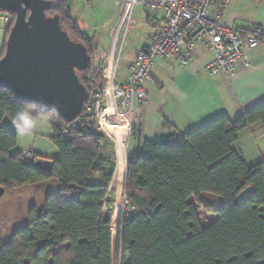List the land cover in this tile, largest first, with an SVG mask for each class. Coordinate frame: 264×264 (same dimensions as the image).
Instances as JSON below:
<instances>
[{
  "label": "trees",
  "instance_id": "16d2710c",
  "mask_svg": "<svg viewBox=\"0 0 264 264\" xmlns=\"http://www.w3.org/2000/svg\"><path fill=\"white\" fill-rule=\"evenodd\" d=\"M54 1L47 15H59L63 28L89 51L90 64L79 73L87 103L106 83L104 60L96 65L98 46L73 18L68 0ZM10 16L0 59L15 19ZM0 89L12 93L0 92V186L12 191L50 179L60 183L41 213L30 208L29 223L9 242H1L0 229V264H113L117 235L118 264H264V161L249 165L232 147L243 129L256 123L264 128V103L235 119L224 114L193 131L174 130L159 141L142 139L134 125L137 146L127 163L124 154L118 162L105 153L108 137L95 132L91 116L82 113L73 122L60 117L50 138L60 156L47 159L52 168L43 170L15 150V129L4 125L6 114L24 101L12 88ZM113 183L133 206L127 216L120 214L119 234L104 213ZM207 195L220 197V207L209 205ZM202 208L214 216L208 224Z\"/></svg>",
  "mask_w": 264,
  "mask_h": 264
},
{
  "label": "crops",
  "instance_id": "0c3cea01",
  "mask_svg": "<svg viewBox=\"0 0 264 264\" xmlns=\"http://www.w3.org/2000/svg\"><path fill=\"white\" fill-rule=\"evenodd\" d=\"M68 2L73 18L98 46L96 65L104 60L103 71L106 80L115 74L119 81H125L129 65L137 52L149 43L156 27L165 24L163 12L149 13L136 0ZM223 16L225 23L235 29L264 24V0H234ZM7 18L8 14L0 13V54L9 25ZM3 26L6 29L2 28ZM248 56L252 66L240 69L233 76L208 68L214 59V52L204 45L195 49L185 66L180 65L176 59L157 61L153 80L147 84L149 101L134 108V122L142 139L159 141L165 134L174 130L182 133L193 131L224 114L235 119L245 111L263 104L264 43L250 51ZM165 123L168 124L167 127ZM4 125L14 129L9 119H4ZM132 139L133 137L130 141L131 153L137 146L136 141ZM21 143V138L18 137L15 150L41 154L43 160L58 159L60 156L58 148L46 152L38 147V144L29 149ZM104 145L107 155L121 154L122 144L118 137L105 138ZM232 147L243 154L249 165L264 161V128L260 123H256L243 129ZM40 188L42 189L40 184L27 185L10 192L15 196L20 193L34 196L41 191ZM114 222L115 219L111 218V226ZM117 224L119 225V218Z\"/></svg>",
  "mask_w": 264,
  "mask_h": 264
},
{
  "label": "built area",
  "instance_id": "2783aa9c",
  "mask_svg": "<svg viewBox=\"0 0 264 264\" xmlns=\"http://www.w3.org/2000/svg\"><path fill=\"white\" fill-rule=\"evenodd\" d=\"M232 1L136 0L149 13L163 12L165 24L156 27L149 43L137 52L129 65L127 79L119 81L115 74L112 75L103 87L91 93L83 110V113L94 119L95 132L120 139L126 163L131 154L134 108L149 101L147 84L153 80L157 61L176 59L180 65L185 66L195 49L204 45L214 52V59L208 65L213 71L233 76L240 69L252 66L248 53L264 43V24H256L247 29H235L227 25L223 13ZM7 21L11 22L10 15ZM25 158L33 164L37 161L31 151L25 152ZM115 158L119 162L120 154ZM110 203L114 204L115 200ZM124 206L120 214L127 216L133 206L126 195Z\"/></svg>",
  "mask_w": 264,
  "mask_h": 264
},
{
  "label": "water",
  "instance_id": "95a60500",
  "mask_svg": "<svg viewBox=\"0 0 264 264\" xmlns=\"http://www.w3.org/2000/svg\"><path fill=\"white\" fill-rule=\"evenodd\" d=\"M54 8V0H0V13L15 15L0 59V87L12 88L22 101L55 104L59 116L73 122L83 113L88 97L79 73L88 68L90 55L87 46L63 28L59 15H47ZM35 165L52 168L47 159ZM251 192L252 187L246 189L238 202ZM5 193L0 186V198Z\"/></svg>",
  "mask_w": 264,
  "mask_h": 264
},
{
  "label": "rangeland",
  "instance_id": "374dc122",
  "mask_svg": "<svg viewBox=\"0 0 264 264\" xmlns=\"http://www.w3.org/2000/svg\"><path fill=\"white\" fill-rule=\"evenodd\" d=\"M0 23H2L1 20ZM2 28H4V26ZM4 29H6V27ZM124 39L125 36L123 37V41L121 43L122 48L124 45ZM126 46H128V44ZM108 100H110V98ZM51 135H52V130L49 131L45 129H36L34 130L31 136L21 138V142H22L21 144H23L22 146L26 145L27 148L29 149L35 148V146L38 144L39 145L38 147H41L43 150L48 152V150L50 149H57V147L53 144V142L50 139ZM39 184L42 186V189L40 188L41 191L37 192L34 196L31 195L25 196L21 193L15 196L10 191H7L0 198V229L2 232V236H1L2 243L9 242L16 230L24 227L29 223L28 208H30L32 204L36 205L37 210L41 213L44 209L46 196L49 194H58L60 192V183L55 179L46 180ZM114 185L116 184L113 183V188H111L112 193L110 194L111 195L110 202H112V200H115V203L112 204L109 202L104 209V213L107 217L115 219L113 225L118 223L120 212L125 207L124 206L125 193L124 191L121 192V189L118 192V189L115 188ZM206 199H207V203L215 208H219L221 205L220 197L207 195ZM200 211L202 213V217L206 220L205 223L208 224L213 219L214 216L212 214L207 213L203 208ZM118 259H119V250H118V235H117V243L116 245L113 246V264H118Z\"/></svg>",
  "mask_w": 264,
  "mask_h": 264
},
{
  "label": "clouds",
  "instance_id": "9594fccd",
  "mask_svg": "<svg viewBox=\"0 0 264 264\" xmlns=\"http://www.w3.org/2000/svg\"><path fill=\"white\" fill-rule=\"evenodd\" d=\"M12 95L10 90L0 89ZM9 119L19 138L29 137L36 129L52 130L59 121V108L53 105L41 106L36 100H27L4 117Z\"/></svg>",
  "mask_w": 264,
  "mask_h": 264
},
{
  "label": "bare ground",
  "instance_id": "6f19581e",
  "mask_svg": "<svg viewBox=\"0 0 264 264\" xmlns=\"http://www.w3.org/2000/svg\"><path fill=\"white\" fill-rule=\"evenodd\" d=\"M121 154H124V153L121 152ZM125 158H126V157H125Z\"/></svg>",
  "mask_w": 264,
  "mask_h": 264
}]
</instances>
